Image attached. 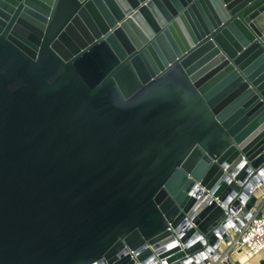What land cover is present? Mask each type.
I'll return each mask as SVG.
<instances>
[{
	"label": "water",
	"instance_id": "1",
	"mask_svg": "<svg viewBox=\"0 0 264 264\" xmlns=\"http://www.w3.org/2000/svg\"><path fill=\"white\" fill-rule=\"evenodd\" d=\"M257 168L264 0H0V264L206 263Z\"/></svg>",
	"mask_w": 264,
	"mask_h": 264
},
{
	"label": "built area",
	"instance_id": "2",
	"mask_svg": "<svg viewBox=\"0 0 264 264\" xmlns=\"http://www.w3.org/2000/svg\"><path fill=\"white\" fill-rule=\"evenodd\" d=\"M252 192L249 191L247 196L242 198L238 205L234 206L232 212L227 213L230 223L227 228L229 238L227 240H219V243L221 242L225 245V250H219L213 258H208L204 264H228L230 260H236V255L239 253L249 259L264 251V248L259 247L260 244L264 243V235H253L256 225L252 224L254 219L264 217V208L256 206L253 202L250 208L242 211L249 199L253 197ZM245 200L247 201L246 204L243 203ZM260 201H264V193L261 194Z\"/></svg>",
	"mask_w": 264,
	"mask_h": 264
},
{
	"label": "clouds",
	"instance_id": "3",
	"mask_svg": "<svg viewBox=\"0 0 264 264\" xmlns=\"http://www.w3.org/2000/svg\"><path fill=\"white\" fill-rule=\"evenodd\" d=\"M245 163H246L245 160H241L236 164L237 171L233 172L230 176L227 175L223 176L221 179H223L226 183L231 184L233 180L239 175V171L244 169ZM229 167H231V165L226 162L224 166V171L227 172ZM249 177L251 178V182H252V186L249 189L250 191H254L255 189L261 188V186H264V168H257L255 170V173L250 172ZM246 179L248 178L246 177ZM237 183L239 184L240 182L238 181ZM243 186H247V185H242V187ZM219 187H220V181L218 180L212 191L215 192ZM189 195L195 198L192 207L189 209V211L195 213V215H193L191 219H189L187 216L185 217V220L182 223L185 225L186 230L195 227L194 220L196 216L200 214L197 211V209H200V204H201V201H199V198L197 197L196 187H194L189 191ZM239 195L240 193H237L236 190H232L222 200L218 201L219 206L221 207V209H227L229 204H231L233 201L239 198ZM204 199L207 200V197H205ZM243 203L246 204L247 201L245 200L243 201ZM207 206L208 205H205V207ZM202 210L203 209H201V211ZM252 224L256 225V227L253 230V235H257V234L264 235V217L254 219L252 221ZM228 225H229V220L226 217L223 224L220 225V227L226 229ZM179 226L180 225H177V227ZM216 231L218 232L219 229H216ZM197 239L200 238L198 237ZM259 247L264 248V243L260 244ZM162 254L163 253L150 254L149 256L144 258V264H163V261L160 259V257L164 256ZM203 254L204 253L202 249L197 251L196 253L192 254L186 259L185 264H204L203 260L195 259L196 256H203ZM239 264H247L246 258H242Z\"/></svg>",
	"mask_w": 264,
	"mask_h": 264
},
{
	"label": "crops",
	"instance_id": "4",
	"mask_svg": "<svg viewBox=\"0 0 264 264\" xmlns=\"http://www.w3.org/2000/svg\"><path fill=\"white\" fill-rule=\"evenodd\" d=\"M264 193V186H261V188H258V189H256V190H254L253 192H252V195L254 196V198H255V201H254V203H255V205L256 206H259V207H261V208H264V201H260V196H261V194H263ZM220 246H223L224 247V249H220L219 247ZM218 248H219V250L220 251H223V250H225V245L223 244V243H219V246H218ZM264 257V251H262L260 254H258L257 256H255V257H252V258H249V259H247L246 258V260H247V264H256V263H258L262 258ZM242 258H245L242 254H237L236 255V260L234 259V260H230V262L228 263V264H239V262H240V260L242 259ZM218 264H225V263H218Z\"/></svg>",
	"mask_w": 264,
	"mask_h": 264
},
{
	"label": "trees",
	"instance_id": "5",
	"mask_svg": "<svg viewBox=\"0 0 264 264\" xmlns=\"http://www.w3.org/2000/svg\"><path fill=\"white\" fill-rule=\"evenodd\" d=\"M256 264H264V257Z\"/></svg>",
	"mask_w": 264,
	"mask_h": 264
},
{
	"label": "rangeland",
	"instance_id": "6",
	"mask_svg": "<svg viewBox=\"0 0 264 264\" xmlns=\"http://www.w3.org/2000/svg\"><path fill=\"white\" fill-rule=\"evenodd\" d=\"M219 248H220V249H224V247H223V246H220Z\"/></svg>",
	"mask_w": 264,
	"mask_h": 264
}]
</instances>
